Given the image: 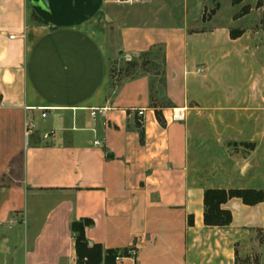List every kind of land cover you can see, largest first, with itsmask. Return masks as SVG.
I'll return each mask as SVG.
<instances>
[{
	"label": "crops",
	"instance_id": "obj_1",
	"mask_svg": "<svg viewBox=\"0 0 264 264\" xmlns=\"http://www.w3.org/2000/svg\"><path fill=\"white\" fill-rule=\"evenodd\" d=\"M38 1L0 0V264H76L82 220L116 264H264V202L203 224L206 189L264 191L258 0ZM155 49L163 84L110 81Z\"/></svg>",
	"mask_w": 264,
	"mask_h": 264
},
{
	"label": "trees",
	"instance_id": "obj_2",
	"mask_svg": "<svg viewBox=\"0 0 264 264\" xmlns=\"http://www.w3.org/2000/svg\"><path fill=\"white\" fill-rule=\"evenodd\" d=\"M124 1V0H122ZM143 1V0H138ZM242 0H232L238 3ZM256 9L261 10L262 17L259 29L264 30V0H258ZM247 12V8L244 10ZM243 11V13H244ZM239 33L231 31V38L235 39ZM134 68V65H130ZM122 73V72H121ZM124 78H134V75L125 69L122 73ZM163 84V79L160 80ZM157 121L163 124L157 106L154 104ZM232 199H239L246 206H255L264 202V191L254 189H206L203 193V224L208 228H225L231 223V214L221 208L222 205ZM189 225H192V218H189ZM89 220H82L71 224V232L75 235L76 264H116L117 257H125L127 251L103 250L100 245L90 246L85 237V227L89 226Z\"/></svg>",
	"mask_w": 264,
	"mask_h": 264
},
{
	"label": "rangeland",
	"instance_id": "obj_3",
	"mask_svg": "<svg viewBox=\"0 0 264 264\" xmlns=\"http://www.w3.org/2000/svg\"><path fill=\"white\" fill-rule=\"evenodd\" d=\"M160 54H161V49H155L151 51L150 53L143 54L137 57L136 60H125L122 63H113L111 64L110 68V78L111 82L119 81L118 79L126 80L124 78V75L121 77H118V75H121L125 69H129V72L134 74V75H139V74H150L151 78L156 80L157 82L156 85H160L159 82L161 80V65H160ZM130 65H134V68L131 67ZM122 72V73H121ZM160 94L158 95V100H160ZM15 175H18V169H15L14 171ZM130 251L126 252V255H129Z\"/></svg>",
	"mask_w": 264,
	"mask_h": 264
},
{
	"label": "built area",
	"instance_id": "obj_4",
	"mask_svg": "<svg viewBox=\"0 0 264 264\" xmlns=\"http://www.w3.org/2000/svg\"><path fill=\"white\" fill-rule=\"evenodd\" d=\"M42 117H45V114L42 115ZM174 120H181L183 119V114L180 110H178L176 113L173 114V117H172ZM120 260V257H117L115 259L116 262H118Z\"/></svg>",
	"mask_w": 264,
	"mask_h": 264
},
{
	"label": "water",
	"instance_id": "obj_5",
	"mask_svg": "<svg viewBox=\"0 0 264 264\" xmlns=\"http://www.w3.org/2000/svg\"><path fill=\"white\" fill-rule=\"evenodd\" d=\"M38 7L45 9L47 6L46 0H39L37 3H35Z\"/></svg>",
	"mask_w": 264,
	"mask_h": 264
}]
</instances>
